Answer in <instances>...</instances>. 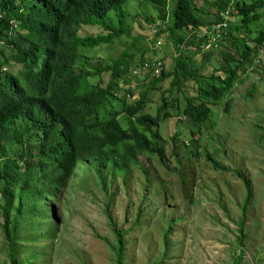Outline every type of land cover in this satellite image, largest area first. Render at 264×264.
Returning a JSON list of instances; mask_svg holds the SVG:
<instances>
[{"label":"rangeland","instance_id":"rangeland-1","mask_svg":"<svg viewBox=\"0 0 264 264\" xmlns=\"http://www.w3.org/2000/svg\"><path fill=\"white\" fill-rule=\"evenodd\" d=\"M194 1L202 10L196 12L198 16L215 18L214 0ZM243 1L254 0H231ZM168 2L173 15L178 0ZM160 10L161 6L151 0H129L116 10L126 15L121 24L123 34L111 44L80 47L77 67L91 75L98 73L88 82L102 89L108 88L115 65L120 70L128 67L113 92L118 97L128 89L139 97L144 93L143 112L152 116L166 99L170 103L179 100L181 112L160 127L166 164L156 154L144 153L122 171L110 167L99 173L93 162H80L63 189L42 201L41 209L34 208L31 214L20 217L14 246L4 235L0 195V264H117L113 225L126 234L122 264H234L233 259L239 257H243L242 264H264V56L260 65L240 74L218 100L206 97L203 91L202 98L212 112L208 121L195 124L182 113L183 93L169 92L172 80L148 90L131 75L140 62L157 58L164 60L167 72L176 68L179 52L171 35V19H163ZM118 14L112 11L109 15L117 29ZM239 21L240 17L234 16L232 38L222 46L232 48L238 39L252 45L264 30V24L255 22L243 33L238 30ZM99 33L97 25L82 26L79 36ZM179 35L186 38L188 32ZM186 46L184 42L179 48L185 50ZM0 50L11 54L7 47ZM258 50H264V45ZM195 65L208 84L221 86L227 76L219 72L226 67L221 52H215L208 64L195 58ZM4 70L19 71L13 66ZM183 90L190 96L198 95L192 82ZM109 115L107 105L100 118L106 120ZM118 120L123 128L141 129L132 117L121 115ZM11 133L15 139L8 144L12 151L8 150L7 158L18 162L22 174L27 166L20 154L28 150L37 154L39 139L22 121L11 127ZM207 155L230 171H216ZM36 159L29 157L33 165ZM3 168L4 161L0 163V170ZM240 175L251 184L248 205V189ZM36 182L43 189L51 181L35 177L33 184ZM18 201L22 209L30 206L32 190L20 193ZM245 217V238L240 243L239 221Z\"/></svg>","mask_w":264,"mask_h":264},{"label":"trees","instance_id":"trees-1","mask_svg":"<svg viewBox=\"0 0 264 264\" xmlns=\"http://www.w3.org/2000/svg\"><path fill=\"white\" fill-rule=\"evenodd\" d=\"M128 1L0 0V47H7L11 51L10 55H6L0 50V163L4 161V168L0 170V195H3L4 202L1 207L3 231L12 246L20 217L31 214L34 208L41 209L42 201L49 200L50 196L63 189L80 162H93V167L99 173L110 167L122 171L127 168V163L137 162V156L144 153L156 154L166 164L160 127L165 121L177 117L175 113L181 112L179 100L170 103L166 99L157 114L152 116L143 112L144 93L133 101L132 89L126 90L122 97L113 92L117 79L127 74L128 67L120 70L115 65L107 89L88 82L98 73L91 75L77 67L80 47L111 44L123 34L121 24L126 15H119L118 12H122L116 10ZM151 1L161 6L163 19H171V35L175 37L179 53L174 72L169 73L165 69L160 79L148 84L135 79L136 83L151 90L172 80L169 92L175 90L184 95L183 115L195 124L205 123L210 118L212 108L202 98V92L215 100L222 97L237 77L251 68L259 55V46L264 45V30L259 32L252 45L245 39H238L232 48L221 46L218 51L203 56L208 64L215 52L222 53L226 67L219 72L227 73V76L222 79L221 86H215L204 81L206 77L195 65L196 53L190 50L196 45L195 40H188L185 50H181L179 46L184 43V37L179 34L184 28H209L220 22V14L230 6L231 0H214L211 5L217 9V15L211 20L197 15L196 12L202 10L195 6L194 0H178L173 15L169 11V0ZM234 4L240 17L238 30L247 33L252 23L264 24V0ZM112 11L118 14L119 29L109 21ZM11 22L17 23V30H13ZM89 25L99 26L100 33L80 37L81 27ZM231 38L230 28L224 41ZM84 62L88 65L87 59ZM144 62H140V65ZM162 62L165 63L164 60ZM9 66L17 67L18 73H3L2 70ZM190 82L198 91L196 97L183 90ZM113 102L117 105V111H114ZM107 105H110V115L102 120L100 111ZM121 115L134 118L141 129L137 126L123 128L118 120ZM19 121L24 122L27 130L34 131L39 139L37 154L31 150L27 154H20V159L25 160L27 166L22 174L18 172V162L7 158L8 144L15 139L11 127ZM32 156L37 158L34 165L29 161ZM206 158L216 171H230L211 155ZM240 176L248 189V205L251 184L243 175ZM35 177L49 178L50 185L40 189L39 183L33 184ZM27 189L33 192V202L22 209L18 195ZM245 222L246 217L239 221L240 243L245 238ZM113 228L117 240V247L114 248L116 261L122 264L126 234L116 225ZM233 263L242 264L243 257L234 258Z\"/></svg>","mask_w":264,"mask_h":264},{"label":"built area","instance_id":"built-area-1","mask_svg":"<svg viewBox=\"0 0 264 264\" xmlns=\"http://www.w3.org/2000/svg\"><path fill=\"white\" fill-rule=\"evenodd\" d=\"M223 21L217 25L204 30L194 31L192 35L195 36L197 42L200 43V52H212L216 51L220 47V43L225 35V28L228 26V19L230 17L229 11L221 15ZM261 54H264V50H261ZM261 62V56L255 60L254 65H259ZM165 71V64L161 60H151L144 62L138 69L134 70L133 75L139 77L141 80L158 79Z\"/></svg>","mask_w":264,"mask_h":264},{"label":"clouds","instance_id":"clouds-1","mask_svg":"<svg viewBox=\"0 0 264 264\" xmlns=\"http://www.w3.org/2000/svg\"><path fill=\"white\" fill-rule=\"evenodd\" d=\"M234 6H235V4L232 2V3L230 4V6H228V7L224 10V12H222V13L220 14V15H222V14H224L225 12L229 11L230 17H229V19H228V21H227L228 26H227V28L224 29V30H225V35H224V37H223L222 42L220 43V47H219V48H221V46L225 43L224 40H225V38L227 37V35H228V31H229V29L231 28V25H232V23H233V21H234V16H237V15H238V13H237V11L235 10V7H234ZM199 8H200V7H199ZM222 21H223V17L221 16V18H220V22H222ZM220 22L215 23L213 26L217 25V24L220 23ZM10 24H11L13 30H17V29H18V26H17V23H16V22H11ZM213 26H212V27H213ZM209 28H211V27H209ZM209 28L195 29V28H193V27H189V28H184L183 31H182V33H183V32H188V36H186V38L184 37V42H186V44H187V41L190 40V39H192V38L195 40L196 45H195L194 47H190V50H191L192 52L196 53V58H203V56H204L206 53H209V52H206V53H201V52H200V43L197 42L195 36L192 35V32H194V31H199V30H204V29H209ZM180 34H181V33H180ZM216 51H218V50H216ZM259 55L261 56V58H262V56H264V54H261V50H259ZM259 55H258V56H259ZM258 56H257V58H258ZM257 58H256V59H257ZM256 59H255V60H256ZM156 60H159V58H157ZM255 60H254V62H255ZM146 61H148V60H146ZM146 61H145V62H146ZM161 61H162V60H161ZM142 64H143V63H142ZM142 64H141V65H142ZM164 64H165V69H167V67H166V63H164ZM260 64H261V62H260ZM260 64H259V65H260ZM141 65H140V63H139V66H141ZM139 66H138V67H139ZM254 66H257V65H254V63H253L252 66H251V68H250L249 70H250V71L253 70ZM138 67L132 70L131 75H132V77H133L134 79H137L138 81H140V82L143 83V84H148V83H150L152 80H156V79H150V80H146V79H144V80H141L139 77L134 76V75H133V72H134V70L138 69ZM2 72H3V73H7V70H4V69H3ZM158 79H160V78H158ZM136 95H137V94H135V92H134V95L132 96L131 100L136 101L137 98H138V96H136Z\"/></svg>","mask_w":264,"mask_h":264}]
</instances>
